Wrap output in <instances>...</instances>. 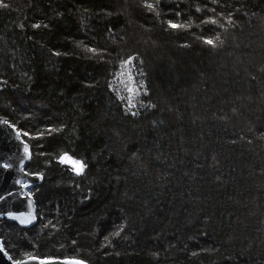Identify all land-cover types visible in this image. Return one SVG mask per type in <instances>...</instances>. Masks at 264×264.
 Segmentation results:
<instances>
[{
  "label": "trees",
  "instance_id": "1",
  "mask_svg": "<svg viewBox=\"0 0 264 264\" xmlns=\"http://www.w3.org/2000/svg\"><path fill=\"white\" fill-rule=\"evenodd\" d=\"M0 116L43 177L15 262L264 264V0H0Z\"/></svg>",
  "mask_w": 264,
  "mask_h": 264
},
{
  "label": "water",
  "instance_id": "2",
  "mask_svg": "<svg viewBox=\"0 0 264 264\" xmlns=\"http://www.w3.org/2000/svg\"><path fill=\"white\" fill-rule=\"evenodd\" d=\"M31 160V147L22 133L5 117L0 116V219L15 222L20 227L31 228L37 221V203L30 189L41 184L40 174L28 173L25 169ZM73 162H76L74 165ZM62 165L81 173V162L65 156ZM83 169V166H82ZM0 264H88L78 259L28 258L15 262L0 239Z\"/></svg>",
  "mask_w": 264,
  "mask_h": 264
},
{
  "label": "snow or ice",
  "instance_id": "3",
  "mask_svg": "<svg viewBox=\"0 0 264 264\" xmlns=\"http://www.w3.org/2000/svg\"><path fill=\"white\" fill-rule=\"evenodd\" d=\"M173 27H175V25H173ZM209 43H211V41H209ZM73 164L75 165V164H76V162H73ZM81 170H82V166H81Z\"/></svg>",
  "mask_w": 264,
  "mask_h": 264
}]
</instances>
